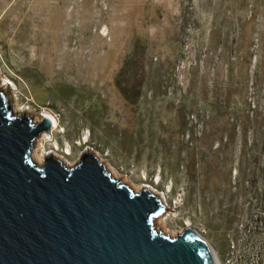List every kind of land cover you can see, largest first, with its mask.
I'll return each mask as SVG.
<instances>
[{
    "label": "rangeland",
    "instance_id": "374dc122",
    "mask_svg": "<svg viewBox=\"0 0 264 264\" xmlns=\"http://www.w3.org/2000/svg\"><path fill=\"white\" fill-rule=\"evenodd\" d=\"M5 89L58 120L36 156L94 151L174 210L160 232L264 264V0H0Z\"/></svg>",
    "mask_w": 264,
    "mask_h": 264
},
{
    "label": "water",
    "instance_id": "95a60500",
    "mask_svg": "<svg viewBox=\"0 0 264 264\" xmlns=\"http://www.w3.org/2000/svg\"><path fill=\"white\" fill-rule=\"evenodd\" d=\"M9 95L0 90V264H216L191 230L156 231L174 210L111 179L94 151L72 168L55 157L36 166L29 155L50 121L18 118Z\"/></svg>",
    "mask_w": 264,
    "mask_h": 264
},
{
    "label": "bare ground",
    "instance_id": "6f19581e",
    "mask_svg": "<svg viewBox=\"0 0 264 264\" xmlns=\"http://www.w3.org/2000/svg\"><path fill=\"white\" fill-rule=\"evenodd\" d=\"M16 111V113H18L19 115H17V117L19 118L20 117V112L18 111V110H15ZM15 111H14V113H15ZM45 118H48L49 119V121H50V130H49V132L48 133H46V132H43L42 134H41V137L42 138H47V139H49L50 140V138H53V134H54V131H55V128H56V126H57V121L58 120H56V119H54L53 118V116L52 115H50V114H48L47 112H43V115L41 116V120L40 121H35V120H33V122L32 123H35V125L36 124H38L39 122H42V120H44ZM41 138V139H42ZM43 142H45V140H41V141H37V143H42L43 144ZM57 150V149H56ZM68 150V149H67ZM39 151V149H38V147L36 146V148H33L32 149V152H31V155H29L30 156V158H31V160H34V161H38V162H35L34 164H36V166H38V165H43V163L45 162L44 161V159L46 158V157H44L45 155H42V156H40V157H38V156H36L37 155V152ZM69 151V150H68ZM66 153H68V152H66ZM54 155V154H53ZM56 155H54L53 157H55ZM56 159H58V157H55ZM93 158H94V156H93ZM96 159H97V163L98 164H101L102 163V160L101 159H99L98 158V156H96ZM61 159H59V161H60ZM60 164L61 165H64V166H66L67 164H64L62 161H60ZM69 167L70 168H72L73 167V165H69ZM104 169H106V168H104ZM107 173H109L110 174V178L111 179H113V180H117L118 179V176H117V174L116 173H113V172H109L108 170H105ZM124 182V181H123ZM122 181H121V183L123 184V185H125V183H123ZM133 190L132 191H134L135 190V188L136 187H133V186H130ZM136 189H139V188H136ZM154 191H152V193H153ZM157 198H162V201L164 200V198L163 197H159L158 195H157ZM158 220H160L159 218L157 219V222L156 221H154V224L156 225V227H158L157 229H156V231H158V232H160L159 231V223H158ZM187 229H189V230H191L189 227H187ZM194 235H196L194 232H192ZM172 234H169V233H166V236H171ZM197 237H199L198 235H196ZM200 238V237H199ZM201 239V238H200ZM204 241V240H203ZM213 255V254H212ZM213 257H214V255H213ZM214 259H215V257H214ZM215 261H216V259H215ZM216 263H217V261H216Z\"/></svg>",
    "mask_w": 264,
    "mask_h": 264
},
{
    "label": "trees",
    "instance_id": "16d2710c",
    "mask_svg": "<svg viewBox=\"0 0 264 264\" xmlns=\"http://www.w3.org/2000/svg\"><path fill=\"white\" fill-rule=\"evenodd\" d=\"M94 142V141H93ZM160 180H161V177H160Z\"/></svg>",
    "mask_w": 264,
    "mask_h": 264
}]
</instances>
